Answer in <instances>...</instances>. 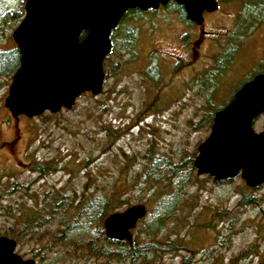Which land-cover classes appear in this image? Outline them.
Masks as SVG:
<instances>
[{
    "label": "rangeland",
    "instance_id": "1",
    "mask_svg": "<svg viewBox=\"0 0 264 264\" xmlns=\"http://www.w3.org/2000/svg\"><path fill=\"white\" fill-rule=\"evenodd\" d=\"M221 5L226 14L208 16L204 31L184 25L174 5L158 13H127L103 61L102 91L81 94L69 109L12 116L4 99L14 71L0 73V236L15 241L22 259L132 264L94 253L85 243H64L58 238L63 223L113 194L117 207L85 220L101 226L96 241L104 242L107 215L143 204L146 213L130 233L132 241L144 243L159 198L180 188L175 213L154 235L173 240L176 249L135 264H264V183L249 187L239 173L214 181L193 165L215 111L264 69L256 63L264 49V22L235 42L227 34L234 5ZM23 16L24 0H0V52L16 49L11 35ZM127 40L133 46L121 49ZM263 128L264 112L252 122L254 132ZM155 159L160 166L169 163L149 171ZM175 163L183 168L181 181L172 173ZM36 164L43 168L34 170ZM245 194L252 203L241 202ZM21 205L37 211L36 219V213L20 218Z\"/></svg>",
    "mask_w": 264,
    "mask_h": 264
},
{
    "label": "water",
    "instance_id": "2",
    "mask_svg": "<svg viewBox=\"0 0 264 264\" xmlns=\"http://www.w3.org/2000/svg\"><path fill=\"white\" fill-rule=\"evenodd\" d=\"M168 0H25L24 16L12 32L20 54L4 105L14 117L69 109L85 92L103 88V60L111 48L110 33L129 9L156 8ZM187 17L201 22V12L217 7L215 0H175ZM81 31H86L80 39ZM264 112V71L245 81L215 111L209 135L197 146V174L222 181L240 174L249 187L264 183V128L252 129ZM143 204L107 215L108 238L131 243L130 229L145 215ZM15 241L0 236V264H34L14 252Z\"/></svg>",
    "mask_w": 264,
    "mask_h": 264
},
{
    "label": "trees",
    "instance_id": "3",
    "mask_svg": "<svg viewBox=\"0 0 264 264\" xmlns=\"http://www.w3.org/2000/svg\"><path fill=\"white\" fill-rule=\"evenodd\" d=\"M130 12L138 14V9H129L128 11H126L124 16ZM117 26L114 29H112L110 33L111 51L113 49V46L116 44L114 40V32L117 29ZM85 34L86 31H81L79 38L82 39L85 36ZM133 43L134 42L132 40H127L126 42H123L121 49H127L128 47H132ZM19 63H20V54L17 49L13 48L9 51L0 52V73L7 74L10 73L11 71H14L19 66ZM250 77H248V79ZM158 160L159 159H155L154 161L151 162L150 164L151 169H149V171L152 170L154 171L156 168H158L159 170L163 169L166 166L165 164L169 163L168 161H164L162 166H160L159 165L160 160L159 161ZM180 166L181 163H175L173 164V168H172V173L175 175L174 177L178 178L179 181L183 180V172H182L183 168H180ZM32 168L34 170H41L43 167H40L39 165L36 164ZM154 180H158L157 176L154 177ZM179 192H180V188H177V191L172 193V195H164L159 198L157 204L159 208V213L155 214V219H154L155 225L149 228L148 238L145 240L146 242L144 243L132 241V239H131V243H129L125 239L116 240V239L104 237L103 240L104 242L100 246V243L96 241L95 236H97L96 233H99V229H101V226L97 224V226L94 225V228H92L91 225L88 226V223H86L85 220L88 216H90V214L91 215L98 213L104 214L105 212L112 210L114 207H117L116 205L117 197H115L113 194L109 195L108 198L97 199L94 202L88 203V210H86L85 213H82L83 211L81 210L76 215L65 220V223H63V228L60 230L61 234L59 235L58 238L62 239L64 243L68 241L85 243L86 245H88L90 251H93L94 253L104 254L105 252H107L108 254L116 258L127 259L132 264H135V262L139 258L142 259L148 258L149 254L151 253L155 254V253L173 251L176 249V247L173 245V240H168V239L155 240L154 235L156 234V232L162 231V226L164 221L168 219L169 216L175 213L176 201L179 198L177 194ZM119 202H121L120 199L118 203ZM241 202L243 204H247V203H252L253 200L250 195L245 194L244 197H242ZM19 212H20L19 213L20 218L31 216L32 214L36 213L33 220L36 219L35 217L38 214L37 211H33L32 209L29 210L23 205L20 206ZM34 224L36 226L41 224L40 220L35 222ZM91 241H93L94 244H92Z\"/></svg>",
    "mask_w": 264,
    "mask_h": 264
},
{
    "label": "flooded vegetation",
    "instance_id": "4",
    "mask_svg": "<svg viewBox=\"0 0 264 264\" xmlns=\"http://www.w3.org/2000/svg\"><path fill=\"white\" fill-rule=\"evenodd\" d=\"M215 1L217 3V7L214 10L211 11H208L206 9L202 10L200 23L190 20L187 17V12L184 6L177 4L175 0H168L165 4L159 3L156 8H147L146 10H140L138 8L135 9H138V14L143 15L144 13H150L153 11L156 13H158V11L160 10L169 11L170 5H174V7L172 8V10L174 11L172 12L177 13L178 16L180 15L184 25H188L189 26V27L187 26L188 28L204 31V29L200 27L204 23V20L208 16H212V15H215L214 17H219V16L222 17L223 14H226V11H223L221 3L222 1H225L227 3L229 2L234 5L235 11H233L231 15V28H229L227 34L228 35L232 34L233 40L235 42H237V38L240 39L242 36L254 32L257 29V27L263 24L264 22V0H215ZM18 13L20 12H17V14ZM256 63H264V49L262 50L260 57L256 59ZM263 70H260L258 72H261Z\"/></svg>",
    "mask_w": 264,
    "mask_h": 264
}]
</instances>
